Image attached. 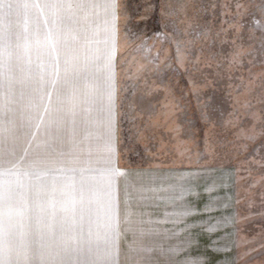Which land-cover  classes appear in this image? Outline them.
<instances>
[{"label": "rangeland", "instance_id": "374dc122", "mask_svg": "<svg viewBox=\"0 0 264 264\" xmlns=\"http://www.w3.org/2000/svg\"><path fill=\"white\" fill-rule=\"evenodd\" d=\"M90 112L116 247L74 230L111 183L50 150ZM0 264H264V0H0Z\"/></svg>", "mask_w": 264, "mask_h": 264}, {"label": "crops", "instance_id": "0c3cea01", "mask_svg": "<svg viewBox=\"0 0 264 264\" xmlns=\"http://www.w3.org/2000/svg\"><path fill=\"white\" fill-rule=\"evenodd\" d=\"M62 95L63 90L61 91V96ZM67 95L68 93L66 96ZM78 97L79 99H82L80 96ZM89 98L90 95L86 96L85 100L87 101ZM66 107L68 109V106ZM51 108L53 111V114L51 112L52 117L54 116L56 119L55 115H58V119L56 120L58 122L59 114H56L58 111L54 109V106H51ZM95 117L97 116H88L90 119L88 121L86 119L84 120V126L86 125L88 127L86 132L83 130L76 132L75 130L65 126H62V129L59 126L58 129L60 132H62L61 140L60 136L58 135L59 141H57V143L53 142L50 150H52L54 153L56 152L58 155L65 156L64 158L68 160L74 159L75 163L69 165L82 168L84 167L82 170L77 169V174H74L75 172L69 171V174L72 175L70 178L73 181L80 182L79 184H86L85 187L87 188V191H89L91 188L94 189L93 192L95 193V196L93 198L95 200L98 201L101 198L98 191H95L97 190L96 188H103V182L105 183V186L107 182L111 183L113 190H111L110 194L106 196L105 206L102 209H96L94 205V208L96 209L94 212L90 206H86L84 204L86 206L84 211L91 215L84 214L82 210L80 213L76 214L77 218L75 221L78 226H75L74 230L78 229L84 231V236L86 238L80 240L81 247H116L117 243L114 240L112 241V237L116 235V231L119 229L113 227V218L111 215L112 213L117 215L116 208L119 198L118 194L115 193V186H117L118 183V150L115 151L113 149L114 142L112 139V131L102 125L103 118L97 117V119ZM55 125H58V123ZM106 209L108 215H110L109 218H107L105 213L102 212V210ZM93 219H96L100 223L107 224L108 227L98 225L92 226ZM108 220L110 221L109 223ZM108 230H111V232L109 233Z\"/></svg>", "mask_w": 264, "mask_h": 264}]
</instances>
